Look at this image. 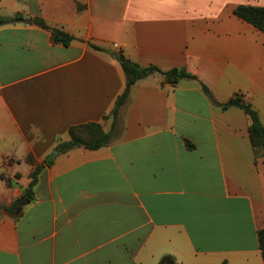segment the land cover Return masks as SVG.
I'll return each instance as SVG.
<instances>
[{
	"label": "crops",
	"instance_id": "crops-1",
	"mask_svg": "<svg viewBox=\"0 0 264 264\" xmlns=\"http://www.w3.org/2000/svg\"><path fill=\"white\" fill-rule=\"evenodd\" d=\"M239 5L264 0H0L22 16L0 26V206L71 127L111 133L45 166L18 213L0 207V264H263L264 155L245 112L220 107L238 96L264 125V32ZM121 54L195 79L137 81L112 126Z\"/></svg>",
	"mask_w": 264,
	"mask_h": 264
},
{
	"label": "trees",
	"instance_id": "trees-1",
	"mask_svg": "<svg viewBox=\"0 0 264 264\" xmlns=\"http://www.w3.org/2000/svg\"><path fill=\"white\" fill-rule=\"evenodd\" d=\"M233 14L237 18L253 26L255 29L264 32V8L239 5L233 10ZM20 19H22V16L19 14H16L13 17H4L0 15V26L11 24ZM33 21L38 27L47 29L51 32V38L54 43H60L63 46H68L72 41V37L70 35L59 28L47 26L41 18L36 17L33 19ZM95 49L99 50V48L96 47ZM116 60L119 62L125 76V89L123 93L117 98L114 107L109 114V117L112 118V126L116 124L120 111L126 104L130 89L137 81L144 79L154 73H160L163 75L165 81L171 85H176L182 79H195V77L189 74L185 68H174L168 71H160L154 66L142 67L132 62L122 54L116 56ZM203 90L207 95L210 96V92L206 87L203 86ZM233 106L242 109L248 116L250 121L248 129L249 140L254 154L256 156L260 154L264 155V125L260 122L257 112L250 105L244 104L238 96L230 99L224 104H220V107L223 110H227ZM110 135V131L105 132L101 125L96 123L71 127L68 131V140L58 142L52 152L44 160L43 164L37 166L31 173V182L25 190L24 197L28 200L32 199L33 187L37 183L38 175L45 166L52 165L58 155L64 154L76 147H83L88 150L100 149L108 144ZM187 147L192 148V145L187 142ZM27 161L30 162V158H28ZM2 209L11 213L10 208L2 207ZM257 238L264 264V229L257 232Z\"/></svg>",
	"mask_w": 264,
	"mask_h": 264
},
{
	"label": "water",
	"instance_id": "water-1",
	"mask_svg": "<svg viewBox=\"0 0 264 264\" xmlns=\"http://www.w3.org/2000/svg\"><path fill=\"white\" fill-rule=\"evenodd\" d=\"M25 202H27V200L25 199V198H23V199H21V200H18V201H16L14 204H13V206H12V210L15 212V213H18L19 212V208H20V206L23 204V203H25Z\"/></svg>",
	"mask_w": 264,
	"mask_h": 264
}]
</instances>
